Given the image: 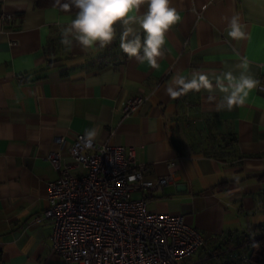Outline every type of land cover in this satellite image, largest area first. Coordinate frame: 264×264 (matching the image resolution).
Wrapping results in <instances>:
<instances>
[{
  "label": "crops",
  "instance_id": "1",
  "mask_svg": "<svg viewBox=\"0 0 264 264\" xmlns=\"http://www.w3.org/2000/svg\"><path fill=\"white\" fill-rule=\"evenodd\" d=\"M172 6L181 19L152 68L121 51L119 24L110 45L83 51L61 44L76 13L0 0V15H13L0 17V264H64L52 248L51 222L34 219L48 206L47 182L58 177L45 156L63 137L62 157L69 160L75 136L93 129L96 142L133 147L148 178H169L147 195L146 208L182 215L207 247L226 250V239L264 235V0H172ZM233 15L245 26L244 39L227 34ZM242 58L247 69L238 67ZM229 71L260 82L242 106L218 110L224 94L215 88L167 94L177 75L208 73L215 85L211 74ZM141 94L145 100L124 114L127 100ZM229 136L238 157L211 156ZM225 250H217L221 262ZM204 251L187 264L218 263L203 259Z\"/></svg>",
  "mask_w": 264,
  "mask_h": 264
},
{
  "label": "built area",
  "instance_id": "2",
  "mask_svg": "<svg viewBox=\"0 0 264 264\" xmlns=\"http://www.w3.org/2000/svg\"><path fill=\"white\" fill-rule=\"evenodd\" d=\"M0 17L11 20L13 15ZM145 98L128 99L123 113L134 111ZM86 139L75 136L67 161L62 157L64 138L54 139L58 149L45 159L58 177L47 182L48 206L34 217L51 222L52 248L64 264H187L201 249L206 261L218 259L219 253L209 250L205 236L182 215L146 208L147 195L161 190L167 176L148 178V167L136 159L133 147L93 140L88 148ZM135 192L141 195L133 197ZM243 250L237 255L245 262ZM226 252L235 261L233 248Z\"/></svg>",
  "mask_w": 264,
  "mask_h": 264
},
{
  "label": "clouds",
  "instance_id": "3",
  "mask_svg": "<svg viewBox=\"0 0 264 264\" xmlns=\"http://www.w3.org/2000/svg\"><path fill=\"white\" fill-rule=\"evenodd\" d=\"M56 3L60 4V0H56ZM143 5L147 7L141 12ZM60 6L65 11L73 7L77 10L70 25L62 30L61 44L70 48L75 43L83 51L97 45L105 48L116 38V25L119 24L121 51L140 63L147 61L152 68L158 67V58L163 56L166 33L181 19L178 10L172 6V0H70V3ZM133 12L137 14L130 15ZM226 19L228 36L233 40L244 39L245 26L240 22V17L233 15ZM137 25L143 32V38L137 31ZM248 64L247 58H242L238 67L247 69ZM211 76L215 79V85L208 73H193L190 80L177 75L172 86L166 89L167 94L176 98L192 90L199 92L205 89L211 93L215 88L224 94L217 103V109L231 110L234 106L244 105L249 93L260 83L245 71H241L239 76L231 71L220 75L212 73ZM260 90L264 91V88ZM97 135L95 129L88 131L85 147L91 148Z\"/></svg>",
  "mask_w": 264,
  "mask_h": 264
},
{
  "label": "trees",
  "instance_id": "4",
  "mask_svg": "<svg viewBox=\"0 0 264 264\" xmlns=\"http://www.w3.org/2000/svg\"><path fill=\"white\" fill-rule=\"evenodd\" d=\"M34 4L37 8H48V7H55L57 8L59 11L64 12V13H76V9L73 7L71 8V10L69 11H65L61 8V4L63 3H70V0H60V4L56 3V0H33ZM216 148L218 147V149H212L210 150L209 154L211 156L214 157H218L220 159H222L223 161H227V159L229 158V160L231 162H233L234 159H236V156L234 154L235 152V137L233 136H229L228 138H224L222 139V142L217 143ZM233 239L230 238L229 240H224L223 244L226 245V247L230 243V241H232ZM235 242L234 244H232L230 247L233 248V252L237 255L239 253H241V251L243 250V244L246 243L247 246L244 247L245 253H246V261L245 262H235L234 260H232L228 253L226 252L225 249L221 248V246H218L216 248L213 249V251H217V250H225L224 253H226V258L227 260L224 262L220 261L221 258V253H219L218 256V261L219 262L217 264H264V235L258 237V238H251V237H244L243 240H238L236 238H234ZM241 246V247H240ZM229 247V248H230ZM228 248V247H227ZM238 248V250L236 249ZM239 248H241V250H239ZM228 261V262H227Z\"/></svg>",
  "mask_w": 264,
  "mask_h": 264
},
{
  "label": "rangeland",
  "instance_id": "5",
  "mask_svg": "<svg viewBox=\"0 0 264 264\" xmlns=\"http://www.w3.org/2000/svg\"><path fill=\"white\" fill-rule=\"evenodd\" d=\"M231 243L234 244V243H236V242H235V241H231ZM232 244H229L227 247L229 248ZM208 248H209V250L213 251V248H210V247H208ZM228 248H227V249H228ZM214 252L216 253V252H218V251H215V250H214ZM234 254H235V253L232 252V255H233L232 257L235 259L236 262H238V261L244 262V261H242L243 259L241 258V256L236 255V254H235V256H234ZM221 258L223 259V257H221ZM221 258H220V260H221ZM227 259H228V258H227ZM241 259H242V260H241ZM216 260H217V259H216ZM207 261H208V260H207ZM217 261H218V260H217ZM218 263H219V262H218ZM209 264H210V261H209Z\"/></svg>",
  "mask_w": 264,
  "mask_h": 264
}]
</instances>
